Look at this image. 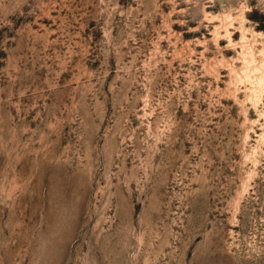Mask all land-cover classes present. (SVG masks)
Wrapping results in <instances>:
<instances>
[{
    "label": "rangeland",
    "instance_id": "rangeland-1",
    "mask_svg": "<svg viewBox=\"0 0 264 264\" xmlns=\"http://www.w3.org/2000/svg\"><path fill=\"white\" fill-rule=\"evenodd\" d=\"M0 264H264V0H0Z\"/></svg>",
    "mask_w": 264,
    "mask_h": 264
}]
</instances>
